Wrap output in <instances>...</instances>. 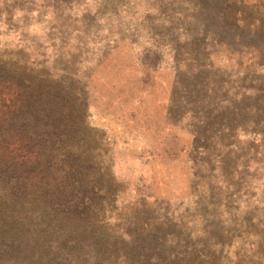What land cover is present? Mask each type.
<instances>
[{"label":"rangeland","instance_id":"1","mask_svg":"<svg viewBox=\"0 0 264 264\" xmlns=\"http://www.w3.org/2000/svg\"><path fill=\"white\" fill-rule=\"evenodd\" d=\"M179 1L0 0V65L84 94L96 128L82 131L86 155L111 174L121 199L113 212L138 206L142 191L172 216L179 209L187 226L230 230L218 264H258L264 64L201 47L190 20L176 15ZM157 29L176 52L153 54ZM241 126L255 135L233 136Z\"/></svg>","mask_w":264,"mask_h":264},{"label":"trees","instance_id":"2","mask_svg":"<svg viewBox=\"0 0 264 264\" xmlns=\"http://www.w3.org/2000/svg\"><path fill=\"white\" fill-rule=\"evenodd\" d=\"M179 5L185 9L176 15L190 20L201 47L227 46L264 64V0ZM157 30L153 54L176 52ZM86 106L62 79L34 84L0 65V264H218L234 242L230 230L187 226L179 209L172 216L142 191L138 206L113 212L121 199L111 174L86 155L82 131L96 130L86 124ZM241 127L232 135H255L253 126ZM259 245L263 264L264 232Z\"/></svg>","mask_w":264,"mask_h":264},{"label":"water","instance_id":"3","mask_svg":"<svg viewBox=\"0 0 264 264\" xmlns=\"http://www.w3.org/2000/svg\"><path fill=\"white\" fill-rule=\"evenodd\" d=\"M86 124L89 126L90 124H92V120L88 117L86 118Z\"/></svg>","mask_w":264,"mask_h":264}]
</instances>
